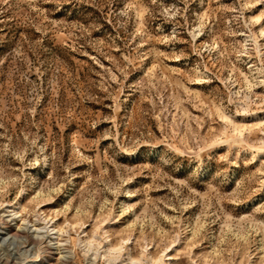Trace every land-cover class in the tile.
Wrapping results in <instances>:
<instances>
[{
	"label": "rangeland",
	"instance_id": "1",
	"mask_svg": "<svg viewBox=\"0 0 264 264\" xmlns=\"http://www.w3.org/2000/svg\"><path fill=\"white\" fill-rule=\"evenodd\" d=\"M107 235L264 264V0H0V264Z\"/></svg>",
	"mask_w": 264,
	"mask_h": 264
},
{
	"label": "bare ground",
	"instance_id": "2",
	"mask_svg": "<svg viewBox=\"0 0 264 264\" xmlns=\"http://www.w3.org/2000/svg\"><path fill=\"white\" fill-rule=\"evenodd\" d=\"M239 131H241V129H239ZM54 229H55L54 227L51 228V230H54ZM108 237L109 236L107 235L106 245H105L107 248V251L114 253L115 258L120 257L122 254H125L127 257V261L125 262V264H144V262H146V264H169L168 262L166 263L164 262V260L162 259L163 256L162 257L159 256L155 258L151 254H149L146 250L140 252V254L135 257L132 255L129 246L123 247L122 242L118 244L117 246H114L111 244V241ZM96 239H97L96 233H94L91 238L90 237L86 238V243L88 247H90L93 244L92 241Z\"/></svg>",
	"mask_w": 264,
	"mask_h": 264
}]
</instances>
